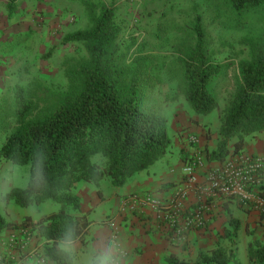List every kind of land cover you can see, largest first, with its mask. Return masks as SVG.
<instances>
[{
  "label": "trees",
  "instance_id": "1",
  "mask_svg": "<svg viewBox=\"0 0 264 264\" xmlns=\"http://www.w3.org/2000/svg\"><path fill=\"white\" fill-rule=\"evenodd\" d=\"M227 3L237 13L264 9V0ZM195 32L194 45L180 50L173 98L183 95L194 112L207 116L220 108L210 85L232 63L216 60L215 49L199 22ZM118 34L113 13L105 8L92 27L64 38V43H81L87 58L69 70L66 90L52 92L49 108L38 110L31 90L21 86L12 96L0 99V162L30 164L28 186L12 188L4 200L23 208L46 201L61 204L58 212L38 220L26 216L15 222L0 213V232L20 230L42 238L45 244L41 253L53 264H73L62 243L84 241L91 225L88 214L71 213L81 206L74 193L79 183L99 186L109 177L114 187L121 188L137 172L170 153L168 118L143 96L149 62L136 58L135 66L126 64ZM238 75L235 96L221 116L220 140L215 150L207 152L208 161L224 163L244 150L247 137L264 133V41L238 62ZM184 161L191 159L184 157ZM258 191L264 198V184ZM98 193L101 195V190ZM213 218L199 230L208 227ZM237 231L234 225L228 232L230 247L202 251L195 264H240ZM248 257L250 264H264V241L251 240ZM166 261L191 264L176 254L168 255ZM93 264L100 262L94 260Z\"/></svg>",
  "mask_w": 264,
  "mask_h": 264
},
{
  "label": "rangeland",
  "instance_id": "2",
  "mask_svg": "<svg viewBox=\"0 0 264 264\" xmlns=\"http://www.w3.org/2000/svg\"><path fill=\"white\" fill-rule=\"evenodd\" d=\"M11 1L0 0V99L12 96L17 86L28 88L38 102V110L53 104L49 96L53 91L66 90L69 70L87 58L81 43H64V38L92 27L105 8L112 11L119 27L117 41L124 62L133 66L136 58L149 62L144 99L170 117L181 113L186 116L190 111L201 116L183 95L173 98L180 50L194 45L199 22L215 49L216 60L232 63L210 85L220 108L209 114V134H220L221 116L237 89L238 62L264 41V9L237 13L227 0H14L13 5ZM29 181L30 164L0 162V213L6 219L20 222L24 214L56 209L53 201L23 208L4 200L12 188H26ZM1 237L4 249L0 251V264H17L23 259L53 264L41 253L45 244L42 238L20 230ZM240 244L237 249L242 260L246 254L244 244Z\"/></svg>",
  "mask_w": 264,
  "mask_h": 264
},
{
  "label": "crops",
  "instance_id": "3",
  "mask_svg": "<svg viewBox=\"0 0 264 264\" xmlns=\"http://www.w3.org/2000/svg\"><path fill=\"white\" fill-rule=\"evenodd\" d=\"M166 117L171 137V149L166 157L157 160L148 169L137 172L121 188L114 187L111 180L104 179L99 186L79 183L74 189L81 206L78 210L72 209L71 213L77 216L88 214L91 225L84 241L62 245L71 253L73 264H93L94 260L100 264H167L166 257L170 254L195 264L202 251L207 252L218 246L230 247L228 232L234 225L238 228L237 248L242 242L246 254L241 260L240 250L237 249L238 261L240 264H250L248 245L253 239L264 241V215L256 201L242 203L213 186L223 174L224 163L208 161L206 155L217 148L220 134L207 132L210 127L209 115L198 116L190 111L186 116L181 113ZM189 134L197 136V145L189 142ZM242 152L264 157V133L247 137ZM184 157L188 160L200 157V165L194 171L196 186L188 191L185 203L195 206L208 200L212 212L209 216L214 218L208 227L188 232L182 241H172L163 211L148 203L136 202L133 195L152 194L170 210L178 190L186 187ZM166 184L172 186L162 189ZM263 184L264 179L255 183L253 189L258 190ZM56 204V209L50 212L41 209L36 214H24L18 221L26 216L38 220L44 215L58 212L61 204ZM8 232L0 233V251L4 249L1 236ZM17 264L37 262L23 259Z\"/></svg>",
  "mask_w": 264,
  "mask_h": 264
},
{
  "label": "built area",
  "instance_id": "4",
  "mask_svg": "<svg viewBox=\"0 0 264 264\" xmlns=\"http://www.w3.org/2000/svg\"><path fill=\"white\" fill-rule=\"evenodd\" d=\"M188 139L191 144L198 142V138L194 134H189ZM199 165L200 157H193L190 162L185 163L186 187L178 190L177 196L173 199V205H170L172 207L170 210L152 194L133 195L136 202L148 203L163 211L162 213L169 223L172 241H182L188 232L199 230L204 226L206 217L210 215L211 206L209 203L207 204V200L196 206H189L185 203L188 191L196 186L194 171ZM263 179L264 157L241 152L231 155L224 162L223 174L214 182L213 186L223 194L236 197L242 203L256 201L259 210L264 215V198L259 195L258 190L253 189V185ZM45 261L44 257L43 262Z\"/></svg>",
  "mask_w": 264,
  "mask_h": 264
}]
</instances>
